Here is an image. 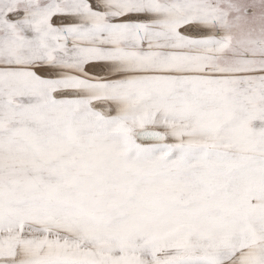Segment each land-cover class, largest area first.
Masks as SVG:
<instances>
[{
	"label": "rangeland",
	"instance_id": "374dc122",
	"mask_svg": "<svg viewBox=\"0 0 264 264\" xmlns=\"http://www.w3.org/2000/svg\"><path fill=\"white\" fill-rule=\"evenodd\" d=\"M0 264H264V0H0Z\"/></svg>",
	"mask_w": 264,
	"mask_h": 264
}]
</instances>
